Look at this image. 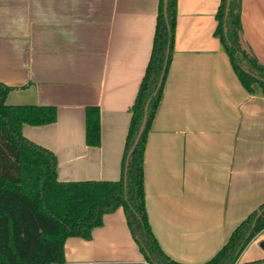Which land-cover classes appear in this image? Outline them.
I'll return each instance as SVG.
<instances>
[{"label": "crops", "instance_id": "obj_1", "mask_svg": "<svg viewBox=\"0 0 264 264\" xmlns=\"http://www.w3.org/2000/svg\"><path fill=\"white\" fill-rule=\"evenodd\" d=\"M160 0H0V82L10 105L56 107L22 133L57 157L61 181L119 180ZM221 0H176L172 56L144 152L151 228L185 264L209 260L264 203V95L246 89L216 33ZM241 39L264 64V0H242ZM100 110V144L86 140ZM67 264H151L123 206L90 238L66 239ZM237 264H264V229Z\"/></svg>", "mask_w": 264, "mask_h": 264}, {"label": "trees", "instance_id": "obj_2", "mask_svg": "<svg viewBox=\"0 0 264 264\" xmlns=\"http://www.w3.org/2000/svg\"><path fill=\"white\" fill-rule=\"evenodd\" d=\"M241 5L242 0H231L226 18L227 0H221L216 33L246 89L254 93V85L258 83L264 95V64L242 43ZM175 25L176 0H169L167 18L164 0H160L151 56L130 108L119 180H59L55 153L22 133L25 122L35 125L54 122L56 107L7 104L12 86L0 82V264H67L66 239L90 238L93 229L102 225L104 215L120 206L151 264H185L170 257L160 246L149 222L144 187L146 141L170 65ZM164 68L162 83L152 96ZM149 98L146 127L127 163ZM100 138V110L89 106L86 140L88 144L99 145ZM262 229L264 203L235 227L214 256L199 264H237L242 250Z\"/></svg>", "mask_w": 264, "mask_h": 264}, {"label": "water", "instance_id": "obj_3", "mask_svg": "<svg viewBox=\"0 0 264 264\" xmlns=\"http://www.w3.org/2000/svg\"><path fill=\"white\" fill-rule=\"evenodd\" d=\"M230 1L231 0H227L226 18H227L228 7H229V4H230ZM168 3H169V0H164V13H165V17L166 18L168 17ZM225 30H226V28H225ZM164 71H165V68H164V70L162 72V75H161L160 81L158 83V86L154 90L152 96L156 95L157 92H158V89H159V87H160V85L162 83V79H163V76H164ZM150 101H151V98H149V100L147 101V104H146V107H145V114H144V117H143V121H142V124H141V126L139 128V131H138L137 137L135 139V142H134L132 148L130 149V151L128 153L127 163L129 161V158H130L131 154L133 153L136 145L138 144L145 127H146V123H147V120H148V107H149ZM124 181H125V186H126V184H127V170L125 172Z\"/></svg>", "mask_w": 264, "mask_h": 264}]
</instances>
